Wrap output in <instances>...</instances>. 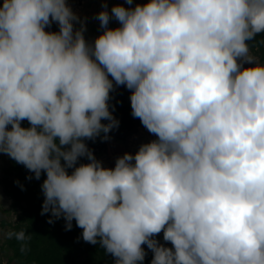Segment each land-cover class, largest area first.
<instances>
[{
	"label": "clouds",
	"instance_id": "clouds-1",
	"mask_svg": "<svg viewBox=\"0 0 264 264\" xmlns=\"http://www.w3.org/2000/svg\"><path fill=\"white\" fill-rule=\"evenodd\" d=\"M125 2L92 41L68 0L0 2V153L114 264H264V0ZM118 86L156 139L109 168L86 141L118 128Z\"/></svg>",
	"mask_w": 264,
	"mask_h": 264
},
{
	"label": "trees",
	"instance_id": "trees-1",
	"mask_svg": "<svg viewBox=\"0 0 264 264\" xmlns=\"http://www.w3.org/2000/svg\"><path fill=\"white\" fill-rule=\"evenodd\" d=\"M249 46H255L264 60V34L258 35L255 40L249 41ZM130 90L124 86L115 87L110 93L109 107L114 117L119 120L118 128L112 129L108 135L125 141L139 132L146 129L138 118L131 115ZM22 126L28 127L27 120L22 121ZM102 123H108L102 120ZM88 147L93 153H106L107 140L99 137L95 141L87 140ZM8 157V156H7ZM9 168L6 174L9 175L8 193L14 201V206L20 209V222L12 226L7 246L11 251V261L15 264H114V257L105 252L97 245L85 242L81 238L82 229L76 227L73 221L71 230H65L63 218L53 224L47 222L50 213L41 215L43 194L41 184L46 178L42 173L40 180L35 178L27 179L29 171L20 164H17L8 157ZM81 163H87L86 158H81ZM72 169H69L71 172ZM23 231L25 238L19 240L14 235ZM161 243L163 232L155 237ZM167 246L171 247L168 243ZM146 252L143 264H150L153 253L142 246Z\"/></svg>",
	"mask_w": 264,
	"mask_h": 264
},
{
	"label": "rangeland",
	"instance_id": "rangeland-1",
	"mask_svg": "<svg viewBox=\"0 0 264 264\" xmlns=\"http://www.w3.org/2000/svg\"><path fill=\"white\" fill-rule=\"evenodd\" d=\"M2 2V0H0ZM150 0H133V7L136 3L147 4ZM72 9L81 17L86 25L84 33L86 40L92 41L103 30L100 28L99 21L95 19V15L102 10L103 0H68ZM114 4H124L129 7L125 0H107V6L110 11ZM119 26V22L114 18L110 20L109 27L115 28ZM79 27V25H77ZM50 31H58V25L54 22ZM250 53L255 56L258 61L264 62L260 56L257 47L249 46ZM245 67L251 65L245 64ZM156 139L154 134L147 129H140L133 137L122 141L115 137L107 140L106 153H94L95 157L100 160L104 167H114L115 160L118 156H122L125 152L135 153L142 143H147ZM9 168V160L7 155L0 153V264H15L11 261V251L7 246V240L10 238L12 226L20 222V209L14 206L10 194L8 193V184L10 182L9 175L6 174Z\"/></svg>",
	"mask_w": 264,
	"mask_h": 264
}]
</instances>
